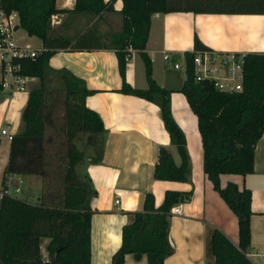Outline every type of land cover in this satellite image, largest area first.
Wrapping results in <instances>:
<instances>
[{
    "label": "crops",
    "instance_id": "0c3cea01",
    "mask_svg": "<svg viewBox=\"0 0 264 264\" xmlns=\"http://www.w3.org/2000/svg\"><path fill=\"white\" fill-rule=\"evenodd\" d=\"M55 4L60 11L51 16L53 35L75 39L91 27L103 43H108L110 34L119 30L122 24V0H113V9L98 15L74 12L75 0H55ZM14 35L21 45H29L38 51L44 47L40 37L29 35L19 24ZM196 37L206 46L223 52H264V13L175 10L157 11L151 15L145 50L151 58L153 78L158 85L171 90V112L186 137L190 167L188 180L154 178L159 146H167L177 164L181 158L176 145L170 141L159 105L118 90L122 78L115 48H57L49 57L51 72L58 73L62 79L60 71L70 72L93 90L85 95L79 91L71 92L75 101L66 116L72 148L70 153L79 154L73 161L75 178L78 181L89 180L90 188L94 190L86 200L92 208L91 264H111V256L121 244L122 227L132 220L135 211L143 209L145 194L151 192L155 206H158L167 189L191 190V197L188 201L175 203L180 205L182 213L170 217L169 238L174 250L163 264H215L211 237L216 228L233 243H238L237 216L203 170L197 117L185 94L179 90L186 74L182 68L173 65L174 61L182 62L185 51L193 50ZM165 51L170 52L173 62L164 59ZM126 60V80L137 88L148 87L144 61L139 52L133 49ZM39 85L38 76H28L26 90L0 89V127H6L12 135L23 131L22 113L29 91ZM82 103L99 113L104 130L88 131L86 144L93 151L89 149L86 152L87 161L82 167L84 177L82 174L79 177L76 163H81L82 156H85L79 149L78 140V134L83 132L80 119ZM10 140L8 136H2L0 140V185L4 177L5 180L9 177L4 170ZM10 176L14 183L21 179L24 188L28 174L14 173ZM228 181L235 182L240 189L247 187L251 190L253 212L247 253L256 261L264 253V131L255 144L253 171L245 175L221 173V186ZM28 194L34 195L33 192ZM42 257L46 258L47 252L42 253ZM124 264L148 262L145 254L135 256L126 253Z\"/></svg>",
    "mask_w": 264,
    "mask_h": 264
},
{
    "label": "trees",
    "instance_id": "16d2710c",
    "mask_svg": "<svg viewBox=\"0 0 264 264\" xmlns=\"http://www.w3.org/2000/svg\"><path fill=\"white\" fill-rule=\"evenodd\" d=\"M122 24L112 32L109 42L103 43L91 27L75 39L51 32V16L60 11L55 0H0L6 11L16 10L19 25L29 35H36L44 47L34 57L19 59L21 72L38 76L40 85L29 91L22 118L24 129L12 135L4 173L43 174L46 164L45 129L47 115L46 73L50 71L49 57L57 48L72 50L94 47L115 48L123 93L135 94L156 102L161 110L171 143L180 155V163L173 159L170 149L161 145L153 176L156 179L188 180L189 154L183 129L171 112V90L157 84L152 75V62L145 50L151 15L154 12L192 10L195 12L264 13V0H122ZM113 9V0H75L74 12L98 15ZM128 47L141 55L148 87L132 86L125 77ZM208 48L197 37L193 50L185 51L186 77L179 88L197 117L203 148V170L212 181L238 220V243H233L220 229L211 237L215 264H253L246 252L251 243V190L239 188L233 181L220 184L221 173L247 174L254 168L255 144L264 131V52H248L243 64V87L228 92L208 80L196 81L192 57L197 49ZM68 90L85 95L88 89L81 78L60 71ZM0 89L2 86L0 84ZM81 129L103 131L99 113L82 103ZM78 153L69 155L66 182H72L74 160ZM75 178V177H74ZM5 181V177L3 179ZM89 181V180H88ZM74 182V181H73ZM76 183V184H75ZM66 188L67 195L46 203L44 196L31 201L21 196L5 195L0 200V264H91V214L86 200L94 192L89 182L77 181ZM69 188V189H68ZM69 190V191H68ZM70 193V195L68 194ZM191 190L167 189L162 203L155 206L154 195L147 192L143 209L133 213L130 222L122 227L121 244L111 256V264H124L126 253L146 255L148 264H163L173 252L169 238L170 208L177 202L188 201ZM48 238L47 257L41 254V240Z\"/></svg>",
    "mask_w": 264,
    "mask_h": 264
},
{
    "label": "built area",
    "instance_id": "2783aa9c",
    "mask_svg": "<svg viewBox=\"0 0 264 264\" xmlns=\"http://www.w3.org/2000/svg\"><path fill=\"white\" fill-rule=\"evenodd\" d=\"M18 24V12L16 10L6 11L0 6V84L2 88L12 91L26 90L27 88L28 76L21 72L22 64L19 59L34 57L39 52L29 45H21L16 41L14 32ZM133 49L128 47L126 59L131 56ZM245 54L243 52H223L210 47L195 50L192 57L195 80H208L223 91H240L243 87ZM163 57L166 61L173 62L170 52L165 51ZM173 65L176 68H182L184 73H187L185 57L182 62L174 61ZM2 136L12 138L8 129L1 126L0 140ZM10 174L0 185V200L5 195L20 196L22 192L21 179H18L17 183L11 182ZM118 201L117 199L116 202ZM181 213L179 204L171 206V215ZM246 254L250 258V254L247 252ZM252 262L253 264H264V253Z\"/></svg>",
    "mask_w": 264,
    "mask_h": 264
},
{
    "label": "rangeland",
    "instance_id": "374dc122",
    "mask_svg": "<svg viewBox=\"0 0 264 264\" xmlns=\"http://www.w3.org/2000/svg\"><path fill=\"white\" fill-rule=\"evenodd\" d=\"M180 72L183 73L182 70ZM45 81V86L49 91L48 95H46L48 102L46 109H48L47 115L49 117V123L45 129V169L42 175L39 174L37 176L28 174V176L25 177L24 188L22 189L20 196L28 198L31 201H36L40 195H43L45 197V202L50 203L51 201H55V199H59L60 197L67 195L66 188L69 185L72 186L70 188H73L74 185L71 184L78 181L76 178H74L75 176L72 177V182L70 183L66 182L65 180L66 168L69 165L70 160L69 155L72 151L70 146L69 131H67L66 116L68 109L74 104L75 95L71 92L75 91L67 89L62 76L58 75V73L56 74L54 72L48 71L46 73ZM87 134L88 131L86 130H83V132L78 134L79 149L84 152L85 156H82L81 163H76V170L77 175L79 176V174H82L81 176L83 177L84 170L82 167L87 161L88 155H86V152H88L90 149H88L86 144L88 143L86 138ZM94 152L96 153V147L94 148ZM28 192H33L34 195H29ZM68 194L70 195V193ZM47 241L48 238L45 237L41 240L40 249L42 253L47 252Z\"/></svg>",
    "mask_w": 264,
    "mask_h": 264
}]
</instances>
